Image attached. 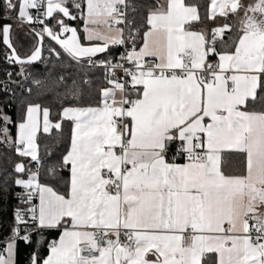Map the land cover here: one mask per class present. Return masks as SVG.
I'll list each match as a JSON object with an SVG mask.
<instances>
[{"label": "snow or ice", "instance_id": "1", "mask_svg": "<svg viewBox=\"0 0 264 264\" xmlns=\"http://www.w3.org/2000/svg\"><path fill=\"white\" fill-rule=\"evenodd\" d=\"M199 7L166 0L138 25L132 0H0L9 63L41 59L45 36L91 66L126 33L132 45L118 62H101L108 87L96 106L63 107L53 122L49 108L29 103L14 139L13 121L0 115V143L37 165L14 164L27 207L0 241V264H16L17 242L32 244L33 232L30 264H207L208 254L215 264H264V0H208L214 26L195 31ZM9 19L42 25L30 56L17 53ZM77 19L87 45L66 22ZM65 87V98L81 95L76 80ZM258 100L261 109L250 110ZM64 121L69 149L41 183L37 133L62 131ZM45 231L58 238L41 257Z\"/></svg>", "mask_w": 264, "mask_h": 264}, {"label": "trees", "instance_id": "2", "mask_svg": "<svg viewBox=\"0 0 264 264\" xmlns=\"http://www.w3.org/2000/svg\"><path fill=\"white\" fill-rule=\"evenodd\" d=\"M132 2L137 6L135 15L138 25L141 19L147 15L149 8H155L157 5V0H132ZM185 2L200 6L199 11L202 19L194 26H201L205 30L213 27V22L205 18L208 0H185ZM0 15H2V11H0ZM4 22L8 23V21ZM73 24L77 25V22H73ZM143 30L141 29V38L136 41L137 47L141 44ZM52 49L51 44L43 43L41 59L36 63L21 66L20 72L17 65L10 66L7 63L6 57L9 50L0 38V115H7L13 121L8 125L9 136L13 139L16 135V124L21 121L29 103H39L42 108H49L50 119L56 122L59 120V112L63 107L96 106L99 101V90L108 87L104 80L105 71L103 69L91 66L88 62L78 64L61 53L59 58H56ZM119 53L120 50L117 46H111L105 53L95 57L94 61L97 64L104 61L115 63ZM61 76L64 77V83L57 86ZM73 80H76L80 86L81 95L65 98L63 95L66 91L65 86L71 85ZM84 80H88L89 83L84 84ZM261 96L264 97V93H261ZM261 106L260 100L255 104L249 102L250 110H260ZM71 126V121H64L62 131L53 129L48 134H38L39 155L44 164V168L40 169L41 183H50L45 169L56 164L66 154L70 145ZM21 161L35 171L37 167L35 162L31 163L23 157H18L10 145L0 143V241L11 234V230L15 226V212L20 208L18 196L23 190L14 183L19 175L14 172V164ZM62 175L67 177L68 172L64 171ZM55 187L61 193L66 191L63 183ZM34 202L36 203V201ZM43 235L45 243L39 248L41 257L47 254L46 242L54 239L56 231H45ZM37 239L39 237L33 232L32 244H25L22 240L17 242L16 264H30L31 254L37 249L35 243ZM209 256L211 259L207 261V264H215V255L209 254Z\"/></svg>", "mask_w": 264, "mask_h": 264}, {"label": "crops", "instance_id": "3", "mask_svg": "<svg viewBox=\"0 0 264 264\" xmlns=\"http://www.w3.org/2000/svg\"><path fill=\"white\" fill-rule=\"evenodd\" d=\"M158 4H163L165 7H166V0H157V5L156 7L158 6ZM32 12V14L34 15V12L33 10H30ZM15 15V14H13ZM13 20L15 19H9L7 20L8 23L12 24V28H13V32H12V35H13V39H12V43L14 45V47L16 48L17 50V53L20 55V57L22 58H26L28 56L31 55L33 49L37 46V42H36V39H35V36L34 34L29 31L28 29H26L25 27L19 25V24H16L14 22H12ZM50 26L52 24H54V21H51V20H48L46 21ZM70 27H74V28H77L78 29V34L80 35L81 37V40H82V43H84L85 45L88 44L87 41L83 40V36H84V33H83V27H84V24H83V21L80 20V19H77L75 21H66ZM73 22H77V25H74ZM222 21H218L217 23H220ZM195 22L192 24V29L195 30V31H200V30H205V28H202L201 26H194ZM214 26V24H213ZM58 30V28L56 29ZM68 35V34H66ZM141 43H142V39H141ZM141 45V44H140ZM139 45V46H140ZM6 46V45H5ZM139 46L137 47V49L139 48ZM7 47V46H6ZM111 47V46H110ZM52 48L55 49V52H58L59 54H63L65 55L67 58H69L64 52L62 49H60L59 45L57 47H55L54 45H52ZM8 49V48H7ZM9 50V49H8ZM10 51V50H9ZM105 53V52H104ZM103 53H99L97 54L95 57L101 55ZM41 56H42V45H41ZM93 57L92 59L94 60ZM70 59V58H69ZM40 60V59H39ZM39 60L33 62V63H36L38 62ZM71 60V59H70ZM73 61V60H72ZM75 62V61H73ZM83 62H87V58H85L83 60ZM82 62V63H83ZM32 64V63H31ZM54 129V128H53ZM51 129L50 132L53 130ZM17 131V130H16ZM71 131H72V126H71ZM49 132V133H50ZM39 133H44V134H48V133H45L43 132L42 130V127H41V130L37 133V136ZM16 136V135H15ZM70 141H71V133H70ZM70 146V145H69ZM69 149V148H68ZM25 158V157H23ZM27 159L28 161H30V158H25ZM31 163L33 161H30ZM26 165V164H25ZM28 167V165H26ZM29 168V167H28ZM23 178H27V176L25 175ZM36 203H38V200H36ZM55 238H58V232L56 231V235L54 237ZM209 255V254H208ZM215 255V254H214ZM151 258V257H150Z\"/></svg>", "mask_w": 264, "mask_h": 264}, {"label": "built area", "instance_id": "4", "mask_svg": "<svg viewBox=\"0 0 264 264\" xmlns=\"http://www.w3.org/2000/svg\"><path fill=\"white\" fill-rule=\"evenodd\" d=\"M36 14V10H34V15ZM12 22L16 23V24H19L23 27H25L26 29H28L29 31H31L33 33V29L35 31H39L41 28H42V25H32V26H29L28 24H20L18 21L16 20H13ZM125 39H126V43L124 45H117V47L119 48L120 50V53H119V56H118V60L117 62L120 60V57H121V54L124 53L126 51V49H130L131 48V43L130 42H127V33H126V36H125ZM43 43H49V44H52V42L49 40V38L47 36L44 37V40H43ZM56 56V55H55ZM57 58V56H56ZM10 66H18L20 72H21V65H18V64H15V63H9L7 62ZM116 63V62H115ZM128 66V65H126ZM95 67H98V68H101L103 69L104 71H106V69L103 67V64L102 63H98V66H95ZM115 75L117 77H122L123 76V70L122 69H115ZM22 79H23V76H22ZM104 80H105V76H104ZM108 86V85H107ZM25 90V89H23ZM37 168V167H36ZM36 170V169H35ZM22 192V191H21ZM20 192V193H21ZM19 193V194H20ZM19 198V203H20V208L21 210L25 209L27 207V205L25 204H22L21 203V200H20V195L18 196ZM35 203V202H34ZM29 228L31 227V225L28 226ZM20 231H21V234H25V226L24 225H20Z\"/></svg>", "mask_w": 264, "mask_h": 264}, {"label": "rangeland", "instance_id": "5", "mask_svg": "<svg viewBox=\"0 0 264 264\" xmlns=\"http://www.w3.org/2000/svg\"><path fill=\"white\" fill-rule=\"evenodd\" d=\"M51 42H52V44L51 45H54L55 47H57L58 45L54 42V41H52L51 39H49Z\"/></svg>", "mask_w": 264, "mask_h": 264}]
</instances>
